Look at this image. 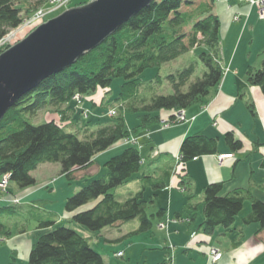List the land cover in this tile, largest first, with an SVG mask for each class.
Masks as SVG:
<instances>
[{"label": "trees", "instance_id": "1", "mask_svg": "<svg viewBox=\"0 0 264 264\" xmlns=\"http://www.w3.org/2000/svg\"><path fill=\"white\" fill-rule=\"evenodd\" d=\"M41 1L37 0L36 8L34 6L31 10L30 0H0V40L9 30L20 26L24 8L26 17L44 10V7H38ZM49 1L45 0L47 6L51 5ZM216 1L154 0L76 63L45 79L23 96L0 121V179L9 174V182L18 188L32 187L36 180L31 172L40 165L58 164L60 175L68 181L81 177L86 182L96 157L122 145V151L104 163L105 175L90 179L65 201L64 211L70 215L69 219L64 217L66 222L100 233L104 228L120 230L125 223L137 221V228L122 238L151 231L156 219L159 220L157 229L161 224L163 228L167 226L168 222L160 221L166 216V210L158 209L148 215L146 209L159 192L171 189L172 181L168 186L163 175L151 176L149 172H141L144 159L136 136L161 126L164 116L186 111L192 106H206L213 92L220 87L226 72L220 59L221 24L219 17L213 14ZM88 2L73 0L69 7L83 6ZM196 49L201 50L196 56L205 69L202 76L192 80L195 69L190 65L166 76L172 93L157 94L152 84L159 78V70ZM4 50L1 49L0 54ZM148 70H154L156 74L152 80L144 82L141 76ZM245 75L248 85L259 88L264 96V59L260 68L249 66ZM116 79L121 85L114 99L115 105L106 110L110 123L92 115L83 119L81 136L67 131V127L77 128L73 122L76 110H80V121L94 108L90 95L97 89H109ZM76 95L82 97L80 109L74 99ZM87 96L89 102L85 99ZM65 106L66 110L62 109ZM47 109L57 113L59 120L39 125L30 122L31 117ZM247 109L255 116L252 104H247ZM163 110L168 114H161ZM68 113H73L71 119H68ZM128 113L137 118V124L131 129L127 128L125 121ZM173 117L169 116L167 125L176 124ZM68 120L71 122L65 123ZM144 138L149 140L150 134ZM223 141L231 153L226 155L233 156L242 149L241 142L232 132H227ZM218 144L217 137H206L202 133L188 135L181 141L179 154L175 157L178 160L171 168V180L175 175L179 177L176 187L180 191L188 192L191 182L186 165L200 157L218 154ZM135 180L140 190L125 201H118L114 190ZM229 186V181H220L203 188L201 221L194 236L200 232L206 242L205 237L213 236L216 230H230L246 202L250 204V212L242 218V225H258L257 234L264 230V201L250 191L229 190ZM150 187L152 195L146 201L144 193ZM0 190L5 192L7 188ZM13 213L14 209L9 205L0 207V218ZM193 221L192 218L188 222V227ZM37 230L38 236L32 243L27 262L22 264H105L101 253L76 230L57 225L53 219L39 220ZM25 232L24 227L17 230L18 235ZM11 235L9 225L0 221V242ZM167 253L168 260L159 264L171 262L168 249ZM117 254L123 257V253L117 252L116 257ZM9 264L19 263L11 261Z\"/></svg>", "mask_w": 264, "mask_h": 264}, {"label": "rangeland", "instance_id": "2", "mask_svg": "<svg viewBox=\"0 0 264 264\" xmlns=\"http://www.w3.org/2000/svg\"><path fill=\"white\" fill-rule=\"evenodd\" d=\"M36 1L37 0H30V2H28L29 3L28 5L31 6V10H32V7L34 6H35L34 8H36V3H35ZM71 1L73 0H55L53 4L47 6L45 4V0H42L38 7L39 8L44 7V10L40 11L41 12L40 16L37 15L35 18H32L34 15H36L35 13H33L29 17H26V12H25L26 8H24L21 14L22 20H23L22 23L16 29L9 30L7 35H5L0 40V50L5 48L4 51H6L7 49L18 44L20 41L26 38L28 36V33L31 32V30L33 29L35 30L38 26L42 25L43 23L53 18H56L57 16L62 14L65 10L70 8L69 3ZM76 1H82V0H74V2ZM89 1H92V0H89ZM193 1L198 3L201 1H207V0H193ZM217 1L225 2L226 0H217ZM238 2L241 4L243 3L247 4V2H243L241 0H238ZM258 4H259V1H258ZM256 10H257V16H258L257 7H256ZM39 17H41V19H39ZM238 17L235 16L234 19L237 20ZM260 21L264 22V19H260ZM237 33H239V36L238 34L236 35L238 42L237 41L235 42L233 48H232V45H229L227 42L228 37L224 38V42H225L224 49H225V54L227 53V56H228L229 49L232 50L235 48L236 43H237V46H239V43H241L236 53L237 56L235 57V60H234L235 64H237L240 60H242L241 59L242 57L247 58L249 51L252 53L253 58H254L255 55H258V53L262 51L260 49H263L261 47H263L262 45L264 44V32H262L261 30H256V32H254L255 34L254 37L252 36L253 30L250 29L249 27H247L245 30L244 29H242L241 31L239 30ZM200 52H201L200 49H196L194 51H191L181 56L174 62L163 66L159 70V78L156 80V82L152 84V87H154L155 92L160 95H168L172 93V89L168 86V83L166 81V76H168L169 74H176L177 72L188 68L190 65H193L195 69L192 80H194L197 77H201L205 69L196 56V54ZM230 58H231V55L229 53L228 59L230 60ZM259 58L261 59V62H262V60L264 59V53H261L259 55ZM220 59L222 61L224 60V57H222L221 51H220ZM259 65L261 66V63ZM155 74H156V71L148 70L142 74L141 79L144 82H149L150 80L154 78ZM120 85H121V81L116 79L112 82V85L109 89L107 90L97 89L94 93H92L90 95V99L94 103L93 105L94 108L90 109L89 111L90 114L83 115L84 117H82L80 121H78V114L80 110H76L74 114L73 122L76 123L75 125L77 126V128L67 127V131L78 133V135L81 136L83 133V131L81 130L85 124L84 123L85 120L83 119L89 116H92V115H95L96 118L100 119L102 122L110 123L111 118L107 116L106 110L111 109V107L115 105L114 99L118 95ZM247 93L249 94V92ZM76 97H78L79 100L82 99L81 96L76 95L74 97L75 100H76ZM85 99L87 102H89L90 100L88 96L85 97ZM76 103L79 104L78 102ZM71 106L73 107V104H71ZM66 107L67 106H65L62 109L66 110ZM78 108L79 109L81 108V104L78 106ZM50 110L51 109H47V110L38 112V114L30 118V122L33 125H39V124H42V123H45L51 120L58 121L59 119H58L57 113H55L53 110L51 111ZM233 112L234 114H237V115L244 113L243 110L239 106L235 107L233 109ZM72 114L68 113V116H69L68 119H71ZM110 114L114 115L112 114V112H110ZM161 114H164V115L168 114V111L163 110L161 111ZM171 115H174L173 118L174 120L177 121L176 124L174 125L185 124L188 122L185 116V111L176 112L174 114H169L167 116H164L163 120H161V123H160L161 126L158 125V128L161 127L164 129V128L170 127L169 125H167L166 122L167 120H169V116ZM240 119H243L242 115L240 116ZM125 121H126V126L128 129H131L132 127L135 126V124H137V118L135 117L134 114H131V113H128L125 116ZM244 121H246V118H244ZM70 122L71 121L68 120L65 123H70ZM149 133L150 131L148 132L144 131V134L146 135H149ZM144 134L143 136L142 135L139 136V140L137 142L138 145H139L140 140L144 139ZM131 138H133V136L130 137V139ZM111 149L117 150V153H115L114 151L107 153L106 151L100 156H98L94 160L95 166L93 165L89 171L90 174H88L89 178H87V181H89L90 179L100 178L101 176L105 175L106 170L103 167L104 163L112 156L120 153V151H122L123 149V146L118 145V146H114ZM152 151L155 152V150H152ZM141 152H142V155L145 154V151L144 152L141 151ZM221 156H218V159H217L219 165H223L224 162L231 160V158L233 157L232 156L231 158H227V157L222 158ZM174 161H177L176 158ZM263 163H264V158H263ZM43 166H48V167H43ZM38 168L41 170L39 171ZM38 168L36 169V171L31 172L32 177H34L36 180L35 181L36 183L34 186L21 189V188H18L14 183L9 182V185L7 186V190L5 192H1L0 190V207L3 205H9L13 207L14 209L13 214L8 215V216L5 215L0 218L1 222L7 223L9 225L10 230L12 232V235L7 240H3L2 242H0V264H9L11 261H15L16 263H19V264L27 262L29 250L31 247L28 250V249L22 248V244L20 242L14 243L16 236H19L17 234V230L20 229L21 227H24V229L26 230L24 234H27V238L32 239L31 243H33L36 239L35 237L38 236L37 225H38L39 220L53 219L56 221L57 225H63L69 228H71L72 225H78L76 223H70L68 221L66 222L64 218V214H65L64 204H65V201L69 197H71L73 194L79 191L84 185H86L87 181L85 182L83 178L81 179V177L76 178L72 181H68L64 176L60 175V167L58 164H45V165L38 166ZM143 170L147 171V174L149 172L151 176L160 175L162 171H166L167 181H168V186H169V181H170V177H172V173L171 171L169 172L167 167H162L161 170L158 171L157 168L151 169L150 165L145 167L142 164L141 172ZM178 172L181 173V171H178ZM177 181H179V177L175 175L172 188H173V192L178 196L179 200L173 201L172 207L174 209L182 208L184 213L189 212L187 207L184 206V203L185 204L191 203V205H195V206L199 205V207L202 208V193L196 192L194 193L195 194L194 196L187 198L186 201L185 200L182 201L181 200L182 197L187 196V193L183 194L182 193L183 191L180 193V190L176 187ZM0 182H1V179H0ZM259 182L261 186L258 185V192H259L258 195L260 196V199L264 201V187H263L264 186V170H262V172H258V183ZM191 185L192 184L190 182L188 194L193 193V189ZM242 189L245 191H250V188L248 189L242 188ZM139 190H140L139 184L135 180V181L128 183L125 186H122L114 190V194L118 201L123 202L129 197L135 195ZM162 192H159L161 194L155 199H153V204H149L147 206L146 213L148 215L154 214L158 209H161V207L166 208V214H167L168 200L166 196L164 195V194H167V192L166 193L164 192L162 193ZM28 193L29 194L32 193L30 198L26 197L27 195H29ZM151 195H152V190L150 187L146 189L144 193V199L147 201V199L150 198ZM2 199L9 200V201L6 202V201H3ZM173 211L171 212L172 216L174 214ZM242 214H243V211H241L240 215ZM192 218H194V214ZM183 221L184 220H181L180 222H183ZM157 222H158L157 219L153 221V229L151 231L146 232V233H141L140 235H136L132 238H122V237L132 231L137 221L125 223L120 228V230L116 228H112V227L104 228L100 233L90 232L85 227H82L81 225H78V226L83 228L86 232H89L93 234L94 236H96L93 239H89V242L91 246L95 248L96 251H99L101 255L105 258V264L106 263L107 264H143V263L159 264L163 261L168 260L167 249H168V252L170 251L169 256H170V261H171V262H168V264H207V263L208 264H218L220 260L222 259V253L218 249L216 250V248H213L212 246L213 244L215 245V247L221 248L224 252H226L225 250H231L232 252H234L239 247L238 241H234L236 232L228 233L226 234V236H220L219 232L224 230L220 228L216 230L213 236L205 237L206 239V242H205V240L203 239L204 237L202 236L200 232L197 233L196 236L192 234L190 236V238L192 239L191 240L187 236L190 234V231L186 232L185 229L177 228V231L179 232L180 236H177L175 232L170 231L171 233V240H170V234L167 229L168 226H165L163 228L161 227L162 226L161 224V226L159 225L157 229L156 227ZM164 222L165 223L169 222L168 215L165 217ZM185 222H187V220H185ZM197 224H198V221H195V224L192 226L193 228L191 231L193 232L196 231L197 226H198ZM247 226H250V225H247ZM231 237L233 239H231ZM105 238L110 239L112 241L105 242L104 240ZM247 239L248 238L246 237L245 240ZM170 241H172L173 245ZM119 251L123 253V257L115 256V254Z\"/></svg>", "mask_w": 264, "mask_h": 264}, {"label": "crops", "instance_id": "3", "mask_svg": "<svg viewBox=\"0 0 264 264\" xmlns=\"http://www.w3.org/2000/svg\"><path fill=\"white\" fill-rule=\"evenodd\" d=\"M213 14L219 17L221 24L219 32L220 48L222 57H224L222 66L226 69L221 85L213 92L206 106L202 108L199 106H192L185 111V116L188 120L187 123L172 125L168 128H164V130H160L158 127L153 128L150 130L149 140L145 138L140 140L139 145L141 146V151H145L144 155H142L141 152L142 158L144 159L143 166L147 167L150 165L151 169L157 168L158 171L161 170L162 167H167L170 172L175 157L179 154V145L186 136L202 133L206 137H217L219 139L218 154L200 157L186 165V172L191 181L193 193L191 192L192 194H188V192H182L183 190H181L180 193H187V196L182 197L181 200L186 201L187 198L194 196V193H201L203 188L208 184L220 181H229V190L250 188L252 195L260 199L258 195V185H261L260 182L258 183V172L264 170V96L259 88L248 85L245 72L249 66L255 69L259 68V64L261 63L259 55L264 53V44H261L263 46L261 48L263 49H260L262 51H259L260 53L255 55L254 58L249 51L247 58L242 57V60L235 64L234 60L241 43H239V46H237L236 43L234 49H229L228 56L229 53L231 55L229 60L227 53L225 54L224 38L228 37L227 42L229 45H232L233 48L237 41L236 35L238 34L239 36V33H237L239 30H245L249 27L253 30L252 36L254 37V32H256V30L264 32V22L258 19L256 7H251L244 3L241 4L238 0H226L225 2L216 1L213 6ZM235 16H239L237 20L234 19ZM247 92H249V94ZM249 103L253 106L255 116H252L247 109V104ZM237 106H239L244 113L238 115L234 114L233 109ZM241 115L243 119H240ZM244 118H246V121H244ZM227 132H232L234 134L235 138L241 142L242 149L239 152L233 153L231 160L224 162L223 165H219L217 160L218 156L231 154L223 141V136ZM143 134L144 133L139 134L136 137L139 138V136H143ZM152 150H155V152ZM113 151L117 153L115 149H111L107 151V153ZM40 170L41 169H39V171ZM162 175L165 177V183L167 185L166 171H162L160 175L156 176ZM171 181L173 185L174 179L171 180L170 177L169 183ZM163 192H167V194L164 195L168 200V211L166 216L168 215L169 220L167 229L170 234V240V231L180 236L177 228L185 229L186 232L190 231V234L187 236L191 239L190 236L194 233L191 231L193 228L192 226L195 224V221H198L197 225H199L201 221V208L199 205L195 206L191 205V203H184V206H186L189 211L188 213H184L182 208L174 209L172 203L173 201L179 200V198L173 192V188L171 187V189ZM32 193H28L29 195L26 197L30 198ZM160 194L161 193H159L158 196ZM161 209L166 210V208L163 207H161ZM172 211L174 212L173 216L171 215ZM242 211L243 214H239L240 216L238 215L234 226L230 230H222L219 232L220 236H226L228 233L236 232L234 241H238V249L234 252L231 250H225L226 252H224L221 248L215 247L212 243L213 248L218 249L222 253V259L218 264H261L264 261V230L257 234L258 225H242V218L250 212L248 202L244 204ZM193 214L195 219L193 218L194 221L192 225L188 227V222L191 221ZM64 217L69 219L70 215L65 213ZM165 217L160 221L164 222ZM181 220L184 221L180 222ZM185 220H187V222H185ZM158 224L159 220L157 222V225ZM71 228L78 233L81 232L80 234L84 237L88 236L86 237L88 239L96 237L86 232L78 225H72ZM136 228L137 223L132 230ZM246 237L248 238L247 240H245ZM231 239L233 238L231 237ZM104 240L105 242L112 241L107 238ZM31 241L32 239L27 238V234H24L16 236L14 243L20 242L22 248L29 250L32 244ZM170 242L172 243V241ZM103 260L105 262L104 257Z\"/></svg>", "mask_w": 264, "mask_h": 264}, {"label": "water", "instance_id": "4", "mask_svg": "<svg viewBox=\"0 0 264 264\" xmlns=\"http://www.w3.org/2000/svg\"><path fill=\"white\" fill-rule=\"evenodd\" d=\"M154 0H92L38 26L0 54V121L42 81L76 63Z\"/></svg>", "mask_w": 264, "mask_h": 264}, {"label": "built area", "instance_id": "5", "mask_svg": "<svg viewBox=\"0 0 264 264\" xmlns=\"http://www.w3.org/2000/svg\"><path fill=\"white\" fill-rule=\"evenodd\" d=\"M55 0H50L49 3L50 4H53ZM243 2H247V4L251 5V6H255L257 7L258 9V17L259 19H264V0H258L259 1V4H258V1L257 0H241ZM257 5V6H256ZM40 11L36 13V15H34L32 18H35L37 15L40 16ZM42 17V16H41ZM41 17H39V19H41ZM44 19V18H43ZM76 100L79 104H81V100L78 99V97H76ZM222 158H231L232 155H222L221 156ZM176 160H178V158H176ZM8 182H9V174H6L2 177L1 179V182H0V189H6L7 188V185H8ZM163 227V226H161ZM117 256L119 257L120 254H117Z\"/></svg>", "mask_w": 264, "mask_h": 264}, {"label": "bare ground", "instance_id": "6", "mask_svg": "<svg viewBox=\"0 0 264 264\" xmlns=\"http://www.w3.org/2000/svg\"><path fill=\"white\" fill-rule=\"evenodd\" d=\"M259 14V13H258ZM260 20V19H259ZM29 94V93H28ZM173 177V176H172Z\"/></svg>", "mask_w": 264, "mask_h": 264}]
</instances>
